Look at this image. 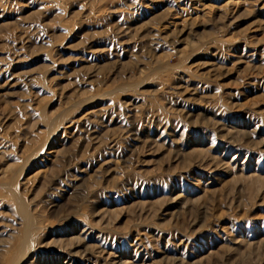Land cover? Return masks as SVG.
<instances>
[{
  "label": "rangeland",
  "instance_id": "374dc122",
  "mask_svg": "<svg viewBox=\"0 0 264 264\" xmlns=\"http://www.w3.org/2000/svg\"><path fill=\"white\" fill-rule=\"evenodd\" d=\"M23 205L22 264H264V0H0V264Z\"/></svg>",
  "mask_w": 264,
  "mask_h": 264
},
{
  "label": "bare ground",
  "instance_id": "6f19581e",
  "mask_svg": "<svg viewBox=\"0 0 264 264\" xmlns=\"http://www.w3.org/2000/svg\"><path fill=\"white\" fill-rule=\"evenodd\" d=\"M19 200L22 201V199H19ZM20 211L23 216V220H22L23 226L21 225L22 231H21L20 237L16 239V241L13 244L11 254L10 255L8 254V256L5 258L6 261H4L5 262L4 264H22L23 260H25L31 252H34L36 248L37 249L42 248L46 246L47 244L46 243V244L41 245L40 244L41 242L40 243L38 242L37 236L40 233L39 230L42 229L41 225L40 227L38 225L41 223H36L37 221H35L33 214H31L24 205L21 207ZM69 255L74 256L75 253L70 252ZM56 263L57 262L54 261V262H49L48 264H56Z\"/></svg>",
  "mask_w": 264,
  "mask_h": 264
}]
</instances>
